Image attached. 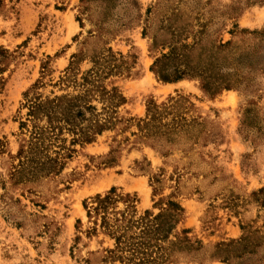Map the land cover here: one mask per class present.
<instances>
[{
	"label": "rangeland",
	"instance_id": "obj_1",
	"mask_svg": "<svg viewBox=\"0 0 264 264\" xmlns=\"http://www.w3.org/2000/svg\"><path fill=\"white\" fill-rule=\"evenodd\" d=\"M3 1L0 264H118L103 260L106 236L86 235L82 202L114 186L157 212L154 174L155 200L173 194L190 229L173 264H264V0ZM98 59L114 66L119 120L59 174L9 178L23 92Z\"/></svg>",
	"mask_w": 264,
	"mask_h": 264
},
{
	"label": "trees",
	"instance_id": "obj_2",
	"mask_svg": "<svg viewBox=\"0 0 264 264\" xmlns=\"http://www.w3.org/2000/svg\"><path fill=\"white\" fill-rule=\"evenodd\" d=\"M3 3L0 0V7ZM5 53L6 50L0 48V55L5 57ZM93 63L92 68L79 73L68 67L62 76L50 82L52 89L47 94L40 92L46 84L43 77L23 92L20 109L24 108L25 113L18 119V148L15 155L10 156L13 162L9 166V178L22 177L30 181L57 175L76 152V146L90 144L104 131L113 128L118 119L117 108L124 104L125 98L117 86L104 83L114 66L99 59ZM46 69L42 66V75ZM182 75L177 74L173 80L180 79ZM154 117L139 120L148 125ZM130 120L126 119V122ZM160 126L165 127L160 134L169 129L168 124ZM152 129L157 133L161 128L152 126ZM139 132H142L140 126ZM143 133L140 135L143 138L150 135L146 131ZM158 141L156 138L144 140L160 151ZM2 149L0 141V151ZM114 150L111 149L110 153ZM161 155L165 156L166 152H161ZM113 161L114 158L110 157L106 162ZM150 181L152 208L157 212L152 209L139 211L137 196L114 186L83 200L89 225L86 235L102 234L111 241V246L104 249V262L173 264L176 250L189 249L191 242L187 234L190 229L180 227L184 219L183 207L173 194L155 200L157 189L153 182H159L158 175L154 174Z\"/></svg>",
	"mask_w": 264,
	"mask_h": 264
}]
</instances>
